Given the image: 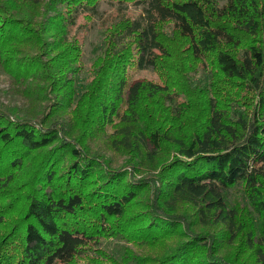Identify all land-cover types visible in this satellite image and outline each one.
I'll return each instance as SVG.
<instances>
[{
	"label": "trees",
	"instance_id": "obj_1",
	"mask_svg": "<svg viewBox=\"0 0 264 264\" xmlns=\"http://www.w3.org/2000/svg\"><path fill=\"white\" fill-rule=\"evenodd\" d=\"M15 1L14 5L25 8L42 0ZM49 1L52 16L44 21L24 19L17 6L12 4L9 9L0 4V70L10 79L11 87L4 94L12 99L0 102V160L13 155L21 145L31 150L47 147V159L40 170L47 181L52 179L51 174L46 175L47 160L55 151L66 148L72 162L69 173L58 177V185L49 192L28 196L24 232L16 231L2 247L0 242V264H71L82 255L87 260L79 264H102L103 260L90 262L84 253L103 240L151 247L175 232H188L189 222L174 214L181 203L194 207L192 221L196 225L220 224L228 234L195 239V244L201 242L205 247L202 263L235 264L213 249L224 238L225 244L231 245L242 228L238 210L226 202L230 190L239 187L248 191L261 223L256 242L248 231L243 243L255 263L264 264V0H224L223 4L215 0H107L116 12L114 31L101 47L93 78L77 88L82 87L81 91L74 89L75 83L67 75L77 73L80 50L70 43L55 52L69 38L65 31L59 35L64 37L60 43L54 39L53 25L59 23L61 29L73 26L78 13L96 12L102 0ZM131 5L139 9L135 16L127 14ZM56 7L71 10L73 16H62L60 10L55 12ZM165 23L171 24L174 38L166 35ZM175 37L182 39L183 49L193 59L207 61L216 76L235 83L224 96L238 95L241 88L250 112L226 114L218 105V95H213L203 126L185 139L173 138L176 156L168 166L170 178L163 184L156 179L158 185L146 199L140 195L150 182L133 180L130 175L128 181H122L127 172L122 174L89 156L81 138L88 123L117 116L119 103L134 107L144 90L151 94L165 90L160 84H128L127 79L133 68L153 71L161 67L160 58L168 57L169 42ZM53 53L59 55L52 57L55 65L49 56ZM74 100L75 109L71 110L69 103ZM65 111L72 113L67 125L64 116L57 115ZM121 129L115 147L130 149L134 137L147 158L154 159L161 146L159 133L143 130L134 134V128L128 126ZM95 161L103 166L105 179L96 172L86 181L88 172L98 166ZM8 180L0 177V190ZM90 185L92 189L86 191ZM132 207L137 212L128 216ZM2 219L0 215V223ZM183 244L169 246L151 260L124 256L111 263L190 264V245Z\"/></svg>",
	"mask_w": 264,
	"mask_h": 264
},
{
	"label": "rangeland",
	"instance_id": "obj_2",
	"mask_svg": "<svg viewBox=\"0 0 264 264\" xmlns=\"http://www.w3.org/2000/svg\"><path fill=\"white\" fill-rule=\"evenodd\" d=\"M35 1V0H33ZM219 4H223L224 0H215ZM15 0H0L6 8L11 9L18 7L21 11L19 13L24 19L28 18L31 21H44L45 18L52 16L51 11L47 5L49 0H42L36 5L28 3L25 8L19 7ZM60 10L62 16L72 17L73 13L66 11L65 8L56 7V11ZM139 13L132 5L129 6L127 14L135 16ZM116 12L114 7L108 4L107 0L99 2L94 11H84L78 13L75 17V23L69 28L61 29L60 24L53 25L56 30L53 31L54 39L58 38L60 43L64 37H59L61 33L68 32V40L64 42L58 49L61 50L67 44H73L78 47L79 60L76 61V66H79L77 73L67 74L72 79L74 89L81 91L82 87L90 82L93 78V68L100 64L98 59L101 56V47L107 40L108 35L114 31V18ZM117 18V17H116ZM62 25V23H61ZM164 31L168 38H174L172 35V26L170 23H165ZM49 31L45 36L50 38ZM170 43V53L168 57H161L163 62L161 67L150 70H135L131 69L128 74V84L141 81L144 84L153 83L160 84L165 90L157 94H151L144 90L139 102L134 107H130L125 102L119 103L117 106V116H112L110 119L104 121H94L89 125L87 124L81 138L82 143L86 146V151L89 156L94 159H99L100 164L107 165L111 169L122 174L127 172L122 178V181H128V175L133 180H146L150 182L149 187L143 189L140 197H151V190L158 185L155 182L159 179L160 182L170 178L168 166L172 159H174L176 149L173 138H186L197 127L203 126L208 114V103L211 101L213 95H218V105L226 111V114L235 110L243 115L250 112V106L245 103L248 101L245 92L239 88L240 93L229 94V97L224 96L230 85H235L228 80H223L220 76H216L207 61L193 59L184 48L182 39L175 37ZM77 54V51L75 52ZM53 53L50 56L51 64L52 57L56 56ZM74 55V54H73ZM48 56V57H49ZM59 56V55H57ZM62 60V59H60ZM163 67V68H162ZM80 70V71H79ZM110 76V73H108ZM9 78L0 70V102L6 103L12 101L9 96L4 94V91L11 87ZM32 85H38V82H31ZM82 87L80 89V86ZM7 91V90H6ZM38 91V89H36ZM220 91H223L222 95ZM39 92V91H38ZM233 92V91H232ZM43 96L44 92H39ZM61 91L58 92V98ZM45 96V95H44ZM42 98V97H41ZM249 102V101H248ZM72 103L71 110L75 109V100ZM20 103L17 104V106ZM21 107H24L21 105ZM68 112L57 113L62 118L64 116L68 121L72 119V113ZM123 126L134 128V134L143 130L154 131L159 133L162 137L161 146L153 160L147 158L143 148L136 145L134 137L132 138V147L124 149L122 147H115V141L120 140L122 136ZM145 132V131H144ZM147 132V131H146ZM57 147V146H56ZM53 149L49 151L51 155ZM47 147L38 150H31L20 146L13 151V155H8L2 161L0 160V177L3 180L6 178L8 183L0 190V215L2 222L0 223V242L1 247L8 240L11 241L14 233L24 232V222H22L23 215L26 210L28 196L37 193L49 192L51 187L58 185L57 178H63L70 171L72 157L66 148H60L55 151L47 160V174H51L50 181L45 180V175L40 174L44 161L47 159ZM99 154L102 156L99 158ZM16 162L13 164L12 162ZM50 162V163H49ZM96 162V161H95ZM98 162H96L98 164ZM103 166L95 167L92 172H88L86 181L93 179V175L97 172L99 177L103 179ZM172 169V168H171ZM43 178V179H42ZM98 178V177H97ZM100 179V178H99ZM131 179V181H133ZM3 184V183H1ZM91 185L86 188V191L91 190ZM37 192V193H36ZM264 196V193H263ZM227 206L238 210V222L242 226L238 232L237 238L231 245H226L227 238L221 239L219 246L213 249L216 254L221 256L224 260L235 264H256L253 257L249 253L243 240L247 239V232L252 231L253 236L256 238L260 232V217L256 214L251 200L248 196V191L243 187L231 189L226 198ZM194 207L192 205L181 203L177 206L174 214L177 218L189 222L188 232L185 230L181 233H173V236L164 238L151 247H137L131 245L123 240L107 239L103 240L100 246H90L84 255H87L90 262H99L103 260L102 264H112L111 261H120L126 256L131 258H146L151 260L154 257L162 255L167 247L184 243L183 245H190L189 253L190 264H203L202 258L204 257L205 247L203 243L195 244L197 237L210 236L213 239L219 235L227 236L224 227L220 224L203 226L195 224L193 218ZM137 209L132 207L128 210V216L136 213ZM195 224V225H191ZM178 230H182L181 227ZM136 232V231H135ZM192 234V237L190 236ZM6 238V239H5ZM16 238V237H14ZM212 241V240H210ZM124 248L127 250L124 251ZM115 250V251H114ZM193 250V252H191ZM102 255L104 259H98ZM87 259L85 256H80L75 259L71 264H79ZM97 260V261H96ZM150 264V263H149Z\"/></svg>",
	"mask_w": 264,
	"mask_h": 264
}]
</instances>
